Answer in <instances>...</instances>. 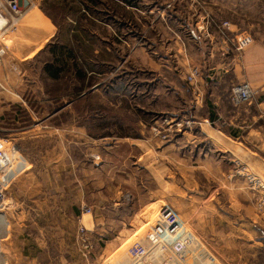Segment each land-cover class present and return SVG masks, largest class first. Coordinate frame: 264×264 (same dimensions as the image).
I'll use <instances>...</instances> for the list:
<instances>
[{"label": "rangeland", "instance_id": "1", "mask_svg": "<svg viewBox=\"0 0 264 264\" xmlns=\"http://www.w3.org/2000/svg\"><path fill=\"white\" fill-rule=\"evenodd\" d=\"M28 1L33 7L23 17L28 20L21 19L4 40L8 49L0 62V93L8 60L21 61L26 48L42 40L41 55L27 68L37 73V95L28 99L36 108L35 119L47 114L43 104L73 103L72 114L61 112L56 119L58 126L72 121L74 141H83L82 127L90 136L85 145H74V154L89 170L92 190V216H85L84 224L92 230L97 213L98 229L94 236L90 232L93 248L89 251L79 242L77 254L62 256L48 239L42 249L31 237L21 208L9 197L7 187L14 178L9 176L0 194V264L122 263L130 245L155 223L159 209L166 205L200 241L205 252L201 264H264V212L257 209L256 194L243 181L228 178L237 158L264 179L263 169L238 148L243 142L264 154V146L256 134L233 142L220 132L228 130L224 126L210 122L201 127V113L184 77L197 63L187 65L176 55L180 42L192 41L202 20L229 21L233 35L251 34L254 43L248 49L264 45V0ZM63 46L67 59L84 58L95 91L84 97L72 95L82 80L70 63L59 80L42 73L54 49ZM1 101L0 95V137ZM247 107L260 114L255 104ZM229 108L233 113V106ZM20 114L27 122L25 111ZM180 121L184 122L180 131L170 128ZM204 127L218 131L232 147L209 138L202 132ZM131 138L148 142V149H153L149 157L139 156L132 168L133 160L127 158ZM23 143L25 149L34 146ZM115 149L119 161L109 157ZM18 160L20 168L28 165L22 155ZM95 165H100L99 171ZM118 168L119 176H113ZM105 182L122 185L121 206L104 208L101 197L111 194H100L99 185ZM137 208L134 221L123 225ZM122 226L127 227L119 234ZM87 251L93 252L89 261L83 255Z\"/></svg>", "mask_w": 264, "mask_h": 264}, {"label": "crops", "instance_id": "2", "mask_svg": "<svg viewBox=\"0 0 264 264\" xmlns=\"http://www.w3.org/2000/svg\"><path fill=\"white\" fill-rule=\"evenodd\" d=\"M25 18L22 19L24 22L28 20ZM202 21L198 23V31L193 32L195 36L192 37V41L187 39L181 41V47L179 46L180 48L176 53L177 56L179 55L180 61L185 62L187 65L195 62L202 69L203 74L198 80V87L204 92V100L202 104H197V110L201 113L198 117L201 121L200 125L202 127L204 124L208 126L211 124L205 108L208 104L214 107L215 110L216 119L214 124L228 129L227 131L220 130V132L227 135L228 139L238 142L249 140L253 134H256L260 138V146L263 147L264 113L261 109V102L264 99V45L258 43L240 54L235 50L232 39L223 38L217 31L216 26L210 25L206 31L201 30L200 27L204 25V20ZM229 30L231 37H233L231 27ZM48 39H45L44 44ZM41 43L42 40H39L29 45L21 61L12 62L9 59L8 66L4 68L2 79L4 90L0 93L2 96L1 137L8 143L16 144L28 163L9 183L7 192L14 204L21 208L22 212L19 211V213L32 231L31 237L42 249L46 247L45 241L48 239L60 255H74L77 254L78 244H80L78 238L83 207H91L92 192L90 177H88L89 170L84 168L83 159H81V164L77 161L74 154V145H85L91 139L87 130L82 127L80 132L83 141H74L72 121L69 122V125L66 122L58 126L56 118L59 113H67L69 110L72 114V102L59 106L43 104V106H46L47 114L43 119L34 118L36 108L28 98L37 95L35 92L37 89V73L29 71L27 68L31 65V62L35 63V59L41 55L40 50L43 48ZM63 59L67 62L66 56ZM78 62L83 73L82 91L78 90L72 95L76 94L84 97L90 94L91 91H95L96 85L91 86L89 84L91 73L87 69L84 58L81 57ZM46 63L48 61L43 64V67ZM43 67L42 73L48 77L43 71ZM254 70L257 71L256 74L252 72ZM242 81L249 82L258 92L254 104L260 114L249 111L248 107H233L234 112H230L229 106L232 105L230 102L231 88ZM186 85L192 91V87L187 83ZM23 111H25L27 118L25 123L22 121L20 114ZM141 124L143 123L141 122ZM202 132L225 147H232L231 142L218 131L204 127ZM124 139L127 140L128 138ZM129 140L127 158L131 162L133 160L130 167L132 168L134 164H137L136 161L138 162L139 156L143 160L144 158H141V156L146 155V158L149 157L153 149H148V142L143 144V142L139 143L138 139L131 138ZM25 141L34 146L25 149L23 147ZM240 143L238 148L243 154L257 162L264 171L263 152L252 150L250 147L243 145V142ZM118 156H120V153L116 149L110 152L109 155L111 158L114 157L115 161H119ZM105 160L113 162V164L116 163L109 159ZM95 166L96 171H99L100 165ZM119 172L120 169L118 168L113 176H117ZM99 186L102 188V190L100 189L101 195H103L102 192L111 193L101 197L104 208L121 206V184L115 187V184L105 182L100 183ZM138 210V208L134 210L129 222L125 221L122 224L130 225L138 214ZM95 218L92 222V236L98 229L97 213ZM127 226H122L119 234ZM119 234L114 236V239L118 238ZM43 243L45 247H42ZM92 253L85 257L88 261L93 258Z\"/></svg>", "mask_w": 264, "mask_h": 264}, {"label": "built area", "instance_id": "3", "mask_svg": "<svg viewBox=\"0 0 264 264\" xmlns=\"http://www.w3.org/2000/svg\"><path fill=\"white\" fill-rule=\"evenodd\" d=\"M29 4L28 0H0V62L8 49L4 43L5 37L9 31L17 28L19 21L33 8ZM209 22L210 20L204 23L200 29L206 31L211 24L216 26L223 38L232 39L235 50L240 54L254 43V37L249 33H240L231 37L229 21L219 23L211 21V24ZM202 74L201 67L194 65L185 76L186 82L192 87L196 104H202L204 100V92L198 87V80ZM257 94L258 92L249 82L242 81L232 86L230 102L235 108L247 107L256 103ZM261 107L264 113V99ZM186 124L191 126L188 121ZM183 126L184 122L180 121L173 123L170 128L176 127L180 131ZM20 155H22L21 150L16 144L9 145L0 137V194L8 185L5 181L10 179L9 176L15 178L22 171L17 163ZM228 178L243 181L256 194L257 209L264 212V179L262 177L254 173L247 164L235 158ZM88 215L92 216V209L85 206L80 219L78 239L89 251L93 248L89 240L90 232L93 231L89 230L83 221ZM88 251L84 252L85 257L89 256ZM204 253L198 238L196 239L184 225L177 212L166 205L159 209L155 223L130 245L124 261L113 264H201Z\"/></svg>", "mask_w": 264, "mask_h": 264}, {"label": "trees", "instance_id": "4", "mask_svg": "<svg viewBox=\"0 0 264 264\" xmlns=\"http://www.w3.org/2000/svg\"><path fill=\"white\" fill-rule=\"evenodd\" d=\"M54 50L55 52L54 51L52 52V60L46 63L43 67V71L45 72V74L53 80H59L64 72L69 71L67 68L70 63L72 65L73 71L76 74V77L79 79V81L82 80L83 73L81 71L80 63L78 62V60H80L81 58L75 57L76 59L75 58H71L69 60L67 59V62H65L63 57L66 56L67 47L66 46L60 47L58 49L59 51L58 50L56 51V49ZM81 87L79 91H82ZM205 108L207 109L206 113L209 121L212 124H214L216 119L214 107L207 104V107Z\"/></svg>", "mask_w": 264, "mask_h": 264}]
</instances>
